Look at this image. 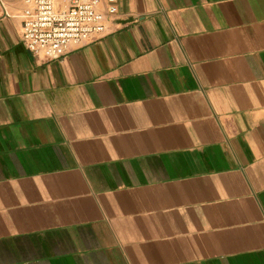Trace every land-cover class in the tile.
<instances>
[{
  "label": "crops",
  "instance_id": "1",
  "mask_svg": "<svg viewBox=\"0 0 264 264\" xmlns=\"http://www.w3.org/2000/svg\"><path fill=\"white\" fill-rule=\"evenodd\" d=\"M0 0V264H264V0H116L47 61Z\"/></svg>",
  "mask_w": 264,
  "mask_h": 264
},
{
  "label": "built area",
  "instance_id": "2",
  "mask_svg": "<svg viewBox=\"0 0 264 264\" xmlns=\"http://www.w3.org/2000/svg\"><path fill=\"white\" fill-rule=\"evenodd\" d=\"M21 38L33 54L47 61L98 40L105 33L106 16L99 0H24ZM116 0H107V15L116 13Z\"/></svg>",
  "mask_w": 264,
  "mask_h": 264
}]
</instances>
